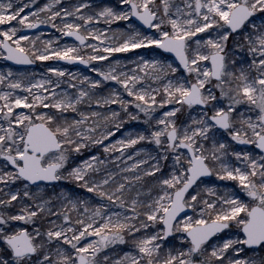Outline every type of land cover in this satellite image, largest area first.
I'll use <instances>...</instances> for the list:
<instances>
[{
	"label": "snow or ice",
	"instance_id": "obj_1",
	"mask_svg": "<svg viewBox=\"0 0 264 264\" xmlns=\"http://www.w3.org/2000/svg\"><path fill=\"white\" fill-rule=\"evenodd\" d=\"M0 25V58L96 74L0 71V264H264V0H0Z\"/></svg>",
	"mask_w": 264,
	"mask_h": 264
},
{
	"label": "rangeland",
	"instance_id": "obj_2",
	"mask_svg": "<svg viewBox=\"0 0 264 264\" xmlns=\"http://www.w3.org/2000/svg\"><path fill=\"white\" fill-rule=\"evenodd\" d=\"M44 2H46V0H37V4H42ZM65 2H67V0H65ZM108 3H115V0H111ZM27 11L28 10L25 9V12H27ZM11 23L15 24L17 22L16 21H12ZM118 23L125 24L126 22H118ZM0 27H4V25H0ZM53 32H55L54 29H53L52 32H40V33H43V36L41 38L42 39H47V38H49L52 35ZM56 35H60V34L56 33ZM62 41H65V40L62 38ZM133 51L134 52H139L141 50L136 49V50H133ZM113 56H115V57H129V58H132V53H114ZM36 63H37V67L35 69H27V68H25V69H16V68H13V67H11V68H13L17 72H32V73H37V74H43V73H45L47 71V68L45 67V65H57L55 63V60H49V61H39V60H37ZM93 63H103V62H95L94 61ZM9 67L10 66L4 61V59L0 58V71H5ZM63 67L69 69V71H72V72H76L78 70V71H80V72H82V73H84L86 75H92V76L96 75L95 73H91L90 70L81 71L79 69H73V68H69V67H66V66H63ZM138 126H139L138 122H135V121L126 122L125 128L121 129L120 132L116 133L117 138H119V136L124 134L125 129H132L134 131L136 129V127H138ZM111 139L112 138L110 137L109 140H111ZM241 148H244V147H241ZM95 151H97V149L89 148V149L84 151L83 156L87 157L89 154H91V153H93ZM99 151L102 152V149H99ZM112 163L113 162H110L109 166H111ZM210 181H216V177H214V176L211 177ZM59 183L67 184L70 187H75V185H73L69 181H62V182H59ZM220 183L231 184L232 182L231 181H223V182H220ZM77 191H79L81 193L85 192L84 189H77ZM130 249H131V242H129L127 244L112 245V246H110L109 249H104L103 252L106 253V254H111L113 256V258H115L116 255H122L123 251H128Z\"/></svg>",
	"mask_w": 264,
	"mask_h": 264
},
{
	"label": "water",
	"instance_id": "obj_3",
	"mask_svg": "<svg viewBox=\"0 0 264 264\" xmlns=\"http://www.w3.org/2000/svg\"><path fill=\"white\" fill-rule=\"evenodd\" d=\"M104 1L108 2V1H111V0H104ZM51 30H52V29H51L50 27L42 25V26H40L39 30H37V29H31V30L25 29V30H23V31H24V34H26V35H30V34H35V33H37V31H39V32H42V31H47V32H49V31H51ZM63 38H64L65 41H70V40H71V38H69V37H63ZM5 62H6L10 67H13V68H20V69H22V68H31V69H33V68L36 67V63H34V64H32V65H17V64H14L12 61H6V60H5ZM56 63L59 64V65H66V66L78 67V68H80V69H82V70H87V69H88V68H86L84 65L79 64V62H75V63H73V64H69L68 62H65V61H56ZM238 146H240V147H244L245 145H238Z\"/></svg>",
	"mask_w": 264,
	"mask_h": 264
},
{
	"label": "flooded vegetation",
	"instance_id": "obj_4",
	"mask_svg": "<svg viewBox=\"0 0 264 264\" xmlns=\"http://www.w3.org/2000/svg\"><path fill=\"white\" fill-rule=\"evenodd\" d=\"M73 69H76V68H73ZM247 148H251V146H247Z\"/></svg>",
	"mask_w": 264,
	"mask_h": 264
}]
</instances>
